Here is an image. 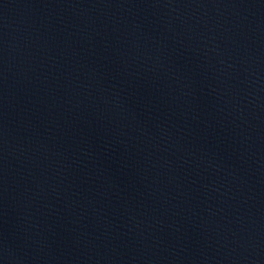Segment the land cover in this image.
Wrapping results in <instances>:
<instances>
[{
    "label": "water",
    "instance_id": "obj_1",
    "mask_svg": "<svg viewBox=\"0 0 264 264\" xmlns=\"http://www.w3.org/2000/svg\"><path fill=\"white\" fill-rule=\"evenodd\" d=\"M0 264H264V0H0Z\"/></svg>",
    "mask_w": 264,
    "mask_h": 264
}]
</instances>
